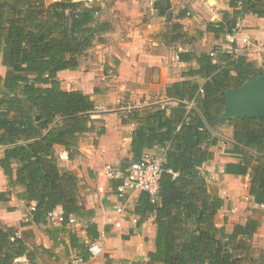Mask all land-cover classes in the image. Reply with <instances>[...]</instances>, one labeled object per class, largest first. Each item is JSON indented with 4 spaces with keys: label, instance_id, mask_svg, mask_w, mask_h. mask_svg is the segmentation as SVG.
I'll return each mask as SVG.
<instances>
[{
    "label": "trees",
    "instance_id": "1",
    "mask_svg": "<svg viewBox=\"0 0 264 264\" xmlns=\"http://www.w3.org/2000/svg\"><path fill=\"white\" fill-rule=\"evenodd\" d=\"M229 4L233 12L223 11V20L209 23L207 31L232 33L238 17L248 13L264 16V0H230ZM170 6V0L155 3L161 14ZM99 10L82 0H0V54L8 68L6 90L0 97V146H7L0 167L9 185L24 188L17 194L19 199L36 202L31 219L22 225L35 223L51 237L66 232L71 216H94V209L79 202L76 176L58 166L53 146L61 144L71 152L77 146L78 133L90 129L88 113L95 108L94 101L81 90H63L57 74L76 69L97 35L109 28L107 22L96 25ZM213 58L202 53L200 67L188 71L206 77L202 85L184 80L167 87L169 97L193 100L210 127L219 124L225 89L240 87L264 73V68L245 57L221 52L216 62ZM179 59L188 61L191 55L181 52ZM169 108L134 112L135 117L144 113L143 121L133 132V156L121 166L127 174L131 165L142 162L145 150L166 148L159 200L152 203L141 192L136 205L141 219L156 215V248L148 253L150 262L264 264V249L253 255L249 243L259 228L257 219L235 224L231 233L216 223L223 198L211 192L204 165L214 158L211 148L220 143V137L199 125L202 117L196 109L179 105L168 113ZM58 119L61 123L54 124ZM229 122L235 127V144L229 150L238 160L225 165L226 173L249 175L250 195L255 203L264 204V119L259 123L256 117H244ZM15 162L19 164L16 170ZM57 208L66 221L51 229L48 216ZM87 233L93 238L99 235L92 225ZM69 236L72 247L80 246L73 233ZM21 256L33 260L34 252L14 228L0 226V264H14Z\"/></svg>",
    "mask_w": 264,
    "mask_h": 264
},
{
    "label": "crops",
    "instance_id": "2",
    "mask_svg": "<svg viewBox=\"0 0 264 264\" xmlns=\"http://www.w3.org/2000/svg\"><path fill=\"white\" fill-rule=\"evenodd\" d=\"M53 1L56 0L50 2ZM177 1L170 0V3ZM205 1V6L202 4L200 11L197 12L198 18L195 17V20L186 17L184 11L179 13L178 18L176 11L174 17L171 12H168L169 10H167L168 13L161 14L155 7L156 0H112L114 4L112 6L108 4L106 11L103 10L101 17L103 22L109 24V28L100 34L101 38L106 37L110 41L100 44L104 50L102 55L107 52L108 56L113 58L107 65V67L110 66L108 68L113 71V75H105L103 79L107 83V80L111 78L112 83L109 82V87H103V89L94 86L90 88L72 86L68 82V77L76 70L65 69L58 72L57 76L63 90L83 91L94 101L95 108L88 113L91 118L90 129L78 133L77 146L71 152L61 144L53 146V154L58 166L71 171L76 176L79 202L87 208L94 209V216L85 219L76 218L77 221L73 224L66 223V232L56 234L54 237L47 233L46 228H41L35 223L22 225V222L31 219L36 202L19 199L17 194L24 188L9 185L7 176L0 167V226L4 229L14 228L17 235H22L34 252L33 260L21 256L15 260L14 264H68L77 258L83 260L79 264H140L141 262L163 264L151 263L148 257V253L156 248V215L151 213L141 219L136 213L140 192H130L124 200L132 218L116 225V222L120 220V214L114 209L115 205L120 203L116 196V188L121 183V179L119 176L111 177L109 171L118 175L125 174L121 167L123 161L133 156L131 151L133 132L141 125L143 121L141 114H144L141 113L135 117L134 112L169 106L168 113H171V108L179 105H184L187 109H196L202 117L203 126H207L221 139L217 146L211 148L214 158L209 161L221 158V154L224 153L236 157V160L226 161V164L235 162L238 156L229 150L235 144L234 124L227 120L210 127L193 100L169 97L167 87L184 80L202 85L207 80L206 77L200 74H188L190 69L200 67L198 59L202 53H216L213 58L216 62L218 53L227 52L234 57H245L258 68H264V16L245 14L237 18L236 27L232 33L216 34L207 31V25L222 21L223 11L232 13L233 8L230 7V0ZM171 10L175 9L172 7ZM163 16L174 19L175 29H182L180 25L184 24L189 34L198 32L196 39H188L191 40L188 48H181L178 52L170 49L177 40L165 38L160 32L161 26L164 25L157 20H163ZM122 31H125V36ZM173 37L175 38V35ZM244 39H247L248 44L244 42ZM181 52H189L191 60H180ZM7 71L8 68L3 65L0 54V97L6 90L4 78ZM91 74L89 72V75ZM231 74L235 75V71ZM57 123H61V120L58 119L54 124ZM220 144L223 145L222 148ZM6 147L0 146V156ZM146 151L159 152L164 159L166 148L155 146ZM18 165V162L13 164L15 170ZM225 165L222 170L226 173ZM225 176L227 179L241 177L228 173ZM250 185L249 181L246 186L247 194L252 198V207L245 208V211L241 213L230 207L240 205L243 208L246 207L238 199V195L231 194L226 186L218 185L217 195L223 198V206L219 212L223 213L226 222L219 224L217 213L216 223L224 226L226 231L231 233L235 224L245 223L249 218L257 219L259 228L250 242H253L254 248L264 249V204L255 203L253 196L249 193ZM209 188L213 193L210 183ZM134 216L137 221L133 220ZM48 224L51 229H54L62 227L64 223L49 221ZM91 225L93 230H98L99 235L96 238L87 233V228ZM70 232L74 234L80 246L72 247ZM91 244H98L102 248L100 255H92L89 250ZM83 255H88V259H84Z\"/></svg>",
    "mask_w": 264,
    "mask_h": 264
},
{
    "label": "rangeland",
    "instance_id": "3",
    "mask_svg": "<svg viewBox=\"0 0 264 264\" xmlns=\"http://www.w3.org/2000/svg\"><path fill=\"white\" fill-rule=\"evenodd\" d=\"M49 2L52 0H48ZM84 1L89 7H99V12L96 14V25H99L103 22V18L101 17V14H103V10L106 8L108 4L112 6L114 3H112V0H82ZM149 1V0H148ZM205 0H178L177 2H174L171 4V8L173 7L175 10L172 11L171 8L168 12L172 13V17H174V13L176 11V16L178 18L179 13L181 11H184L186 14V17L191 18L195 20V17L198 18L197 12L200 11L202 4L205 6ZM167 12V13H168ZM163 20H157L160 24H163L164 26H161L160 32L164 35L165 38H169L170 40H177V42H169L173 43L171 50L178 52L179 49H184L189 47V42L191 40H188L189 38L194 40L196 39L198 32H195L193 34H189V31L185 30V25L181 24L182 29H175L174 25L176 22H174V19L168 18L167 16L162 17ZM171 20V24L169 21ZM166 25V26H165ZM123 35L125 36V31ZM129 32V31H128ZM180 33V34H179ZM175 35V38L173 37ZM179 35V36H178ZM181 36V38H180ZM167 39H165L166 41ZM110 40L106 37L101 38V34L97 35L96 40L94 41L93 45L86 50V52L83 53V55L80 58L79 66L75 69L76 71L73 73V75L68 77V82L72 86H80V87H86L90 88V86L99 87V89H103V87H109V78L107 80V83H105V80L103 79V76L105 75H113V71H110V69L107 67L109 65V62L113 60V58H110L108 56V53L105 52L104 55H102L101 43H107ZM104 51V50H103ZM115 69V68H114ZM113 70V68H112ZM89 72L92 74L89 75ZM94 77V78H90ZM112 83V80L111 82ZM222 148V144L219 145ZM157 157L161 158L160 153H154ZM228 157L224 159L223 157ZM236 157L227 155L222 153L221 158H215L213 161H207L206 168H204L207 171V180L212 185V191L214 194H217V188L218 185L226 186L229 191L234 193L233 195H238V199L243 202V205H246V207L240 206H230L234 211L241 213L242 211H245L246 209H251L252 205V198H250L247 194V183L250 181V177L247 176H241L235 179H227L225 176V171H223L222 167L226 164V161H232ZM236 160V159H235ZM238 187L239 189H236ZM240 209V211H238ZM218 223L222 224L223 222H226L223 217V213L218 211L217 215ZM235 223V222H234ZM252 246L253 255H257L258 252L261 250L259 248L253 247V242H249ZM263 249V248H262ZM142 264H145V262H141ZM140 263V264H141Z\"/></svg>",
    "mask_w": 264,
    "mask_h": 264
},
{
    "label": "built area",
    "instance_id": "4",
    "mask_svg": "<svg viewBox=\"0 0 264 264\" xmlns=\"http://www.w3.org/2000/svg\"><path fill=\"white\" fill-rule=\"evenodd\" d=\"M244 42L248 44L247 39ZM214 56V53H211ZM264 65V61H263ZM163 158H159L154 153L146 151L143 154V160L139 164H133L127 171V174H120L109 171L111 177L119 176L121 183L116 188V196L120 203L115 205L114 209L120 214V220L116 225H120L122 221L132 218V215L126 209L124 200L130 192H145L149 195L152 203L159 200L160 193V178L163 173ZM170 172H172L170 170ZM136 216V215H135ZM134 221H137L136 217ZM48 220L50 223H65L66 219L63 211L59 208L49 213ZM77 219L73 216L69 217L67 224H73ZM89 250L93 256H98L102 252V248L98 244H91ZM83 262L82 258H77L74 262L68 264H79Z\"/></svg>",
    "mask_w": 264,
    "mask_h": 264
},
{
    "label": "water",
    "instance_id": "5",
    "mask_svg": "<svg viewBox=\"0 0 264 264\" xmlns=\"http://www.w3.org/2000/svg\"><path fill=\"white\" fill-rule=\"evenodd\" d=\"M256 117L264 119V73L237 88L225 89L224 111L218 122L234 118ZM199 125L203 126L199 121Z\"/></svg>",
    "mask_w": 264,
    "mask_h": 264
}]
</instances>
